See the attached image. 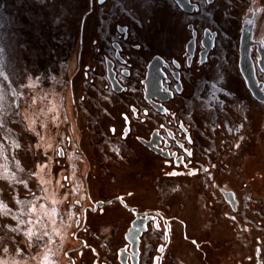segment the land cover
Returning a JSON list of instances; mask_svg holds the SVG:
<instances>
[{
    "label": "rangeland",
    "instance_id": "1",
    "mask_svg": "<svg viewBox=\"0 0 264 264\" xmlns=\"http://www.w3.org/2000/svg\"><path fill=\"white\" fill-rule=\"evenodd\" d=\"M227 8L212 17V7L197 15H181L152 0H108L97 7L91 0H0V264H63L65 239L74 220L73 200H85L87 189L96 193L93 197L134 190L131 202L138 208H164L182 217L189 237L209 240L203 242L204 250L199 249L182 238L181 225L173 222L178 238L165 264H249L246 248L234 237L235 223L217 206L204 207V196L189 180L155 178L153 156L136 142L131 146L120 134L113 135L108 127L113 120L110 109L125 99L112 93L105 75L103 52L112 53L111 35L106 33L111 22L129 20L137 40H144L151 51L162 50L163 35L175 31L180 45L187 35L186 19L218 27L210 62L182 100V117L197 132L199 164L203 171L208 169L204 175L232 177L239 197L248 191L245 206L253 202L261 207L255 187L244 183L242 163L260 150L258 141L264 139L249 133L246 137L234 126L242 111L258 104L243 91L234 68L231 31L236 19ZM93 39L102 45L98 56L90 48ZM90 51L96 68L88 62ZM135 86L130 84L131 93ZM251 206L240 215L241 222L249 224L240 222L241 231L262 233L264 211ZM103 217L97 222L113 219V235L104 228L107 223L99 228L110 236L97 233L108 236L115 249L131 215L113 206ZM145 237L151 257L161 235L149 232Z\"/></svg>",
    "mask_w": 264,
    "mask_h": 264
},
{
    "label": "flooded vegetation",
    "instance_id": "2",
    "mask_svg": "<svg viewBox=\"0 0 264 264\" xmlns=\"http://www.w3.org/2000/svg\"><path fill=\"white\" fill-rule=\"evenodd\" d=\"M107 1L108 0H91L96 7L98 4L102 5ZM152 1L154 3L158 1L161 5H168L173 8V13H180L181 15H197L212 7V17H218L222 11H225L226 6H228L229 9H227L229 12L232 10V16L236 19V23L232 26L233 29L231 31L234 36V44L232 46L234 51L233 61L236 63V67L234 68H236L239 73L243 91L252 96L239 70L238 59L240 46L247 48L248 54L252 58L257 78L264 83V0H189L190 4H192V11L184 10L176 0ZM226 3H229V5H226ZM111 9L113 8H110V10ZM185 26L187 35L184 41L182 43L180 42V45L177 43L179 34H177L176 31L173 32V34L164 33V42L161 44L164 48L162 50L151 51L150 45L145 44L144 40L142 42L137 40V36L132 29V23L129 20L116 19L111 22L106 33L111 35L109 44L112 53L103 52L104 67L105 57H112L114 59V69L117 72L116 75L119 81L127 86V89L122 92H112L118 96H125V99L123 103L115 104L113 108L110 109L111 112H113V120L112 123L108 125L109 131L113 135L120 134L122 140L128 142L131 146L136 142L146 150L147 153L153 156L152 171L153 175H156L155 178H158L160 181L168 178H184L189 180L194 185L193 190L204 196L202 197L204 200L202 205L204 207L209 206L215 209V206H217L216 209H218L228 221L236 224L234 228L237 231L234 237L240 241L247 250L245 260L249 264H264L263 224L259 226L262 230V233L259 234H254L252 231L250 232L248 228L245 231H241L242 224L246 227H248L249 224L247 222H241L242 218L240 217L241 213H248L247 211L245 212V207L248 208V206L251 205L264 211V143L262 142L260 144V141H258L260 145L258 148H260V150L253 153V155H247L242 163L244 167L243 176L246 175L249 180L245 181L244 179V183L257 189L258 197H254L257 198L261 207L253 202L245 206L243 197L248 191L239 197L238 190L229 179L209 178V174H207V176L204 175V171L202 170L203 167L201 168V164H199L201 158H199L200 154L198 147H201L199 146L201 144H199L200 141L198 140L197 132L194 130L191 123L187 122L182 117L184 104L182 100L192 90L195 79L200 75L201 69L210 62L211 53L215 48L219 30L218 27L208 23L199 25L195 18L186 19ZM121 29H126V31L122 32ZM206 31L207 36L205 35ZM213 32L215 33L214 46L207 53L203 54V41H210ZM192 36H194V44L192 50L189 51L187 50V42ZM83 46L82 42L80 47ZM91 47L94 48L95 52H98V56L102 49L101 42L97 39H93V42L90 44V48ZM171 49L173 50L171 51ZM155 54H159L163 58L162 69L164 75L162 80L163 84H166L163 90H167L170 96L168 100L161 102L160 106L166 109L167 112H160L144 98L141 79L145 76L148 61ZM87 55L90 65L96 68V61L92 58V51ZM201 59H204L203 62H201ZM86 67H88V65H86ZM136 67L138 68L137 72L134 70ZM124 71H127L128 75L122 77L121 73ZM132 83L136 84V86L131 93L129 91V86ZM252 98L258 105L254 109L246 108V111L244 110L245 112L242 111L243 113L241 115L245 117L242 130L245 134L244 136L247 137L249 133V135L253 134V137L257 140H262L264 139V103L256 100L253 96ZM242 103L244 104L243 100ZM133 108L136 109L135 112H133ZM125 116H127V120H125ZM161 125H163V127H161ZM181 125H183V127H181ZM113 129H115V131H113ZM125 129H128L127 133H125ZM189 140L191 143H189ZM145 142H149L151 147ZM181 145H183V147H181ZM189 151L192 153L191 156L187 154ZM94 170L95 169H93V171ZM193 172L195 174H191ZM88 174L89 172H87L86 175L88 176ZM228 189L235 191L238 200L237 210L235 211L232 210L231 205L224 199L221 192V190ZM85 193V200H73L75 204V211L73 214L74 220L72 229L65 239L66 246L63 248V264H117L119 262L118 249L127 244L124 234L130 226L131 221L134 219V214L118 200L95 207V202L99 200L106 201L115 196H121L128 205L132 206L137 211L143 212L154 209L158 210L163 216V218L160 216L156 217V219L150 218L146 222L147 230L143 231L140 236V251L136 257L138 264H165L168 258L167 256H169V249L174 239L178 238L174 237L173 222H177L181 225L182 238L185 240L189 239L197 248L202 249L203 242H209L207 238L198 239L189 237L186 231L187 224L179 215H170L166 212V209L160 207L149 206L138 208L136 206L137 204L132 203L134 190L129 189L126 192L118 191L116 195L111 197H93L96 193H92L91 189L85 190ZM113 206L125 208L126 212L129 213L131 217L128 219L122 233L120 245L115 249L111 247V250L109 246L110 242L107 239L110 235H108V232L101 230L102 227H104L101 224L107 223L104 228L110 229V224L112 223L110 220L113 219H107L109 221L103 223H100V220L97 222V219L102 220V218H104L103 216L107 213V209ZM258 209H256L257 212H259ZM116 212L120 213L119 210ZM148 215H145V217ZM108 218L111 217L108 216ZM119 218L122 217L119 216L118 219ZM257 222L261 223L262 221L258 220ZM100 226L102 227L99 228ZM97 232L101 234L105 232L108 236L101 237ZM149 232H158L161 235V241L157 242L155 245L151 257L148 252L146 253L148 250H146L147 241L145 242V236ZM104 238L105 241L102 240ZM228 245L227 243L226 246ZM158 247L164 249V252L161 253L158 251ZM128 250L129 244L127 245V251ZM202 250H204V248ZM130 254L128 253L127 255L128 264H132Z\"/></svg>",
    "mask_w": 264,
    "mask_h": 264
},
{
    "label": "water",
    "instance_id": "3",
    "mask_svg": "<svg viewBox=\"0 0 264 264\" xmlns=\"http://www.w3.org/2000/svg\"><path fill=\"white\" fill-rule=\"evenodd\" d=\"M178 4L186 11H192L193 8L191 7L189 0H176ZM214 32L210 37V41H203L204 50L202 53H207L210 49L214 46ZM207 36V31L205 32ZM194 44V36H192L189 41L187 42V50L191 51ZM118 53V51H117ZM204 59H201L203 62ZM239 70L242 77L245 80V84L249 91L251 92L252 96L264 103V83L259 81L253 66V61L250 55L248 54L247 48L240 46V54L238 59ZM163 66V58L159 54H155L151 57L148 61L146 66V73L145 76L141 79V83L143 84V92L144 98L152 104L154 108L159 110L160 112H164L163 108H161L160 103L163 101L168 100L170 94L163 90V87H166V84H163V75L164 71L162 69ZM116 70L114 69V59L110 56L105 57V75L108 80V83L111 89L115 92H122L123 90L127 89L126 85H123L117 75ZM158 100V101H157ZM148 146L151 147L149 142H145ZM59 156H62V148L59 147L58 151ZM224 199L228 201L231 205L232 210H237V203L238 200L236 198L235 191L232 189L228 190H221ZM114 200H118L124 206H126L130 211L134 214V219L131 221L130 226L127 228L124 237L127 241V244L123 247L118 249V263L117 264H128L127 255L128 253L131 255V262L132 264H138L137 256L140 251V236L143 231L147 230L146 222L148 219L160 216L163 218L162 214L158 210H147V211H137L132 206L128 205L121 196H115L110 198L106 201L99 200L95 202V207L98 205L108 204ZM149 214V215H148ZM144 215V216H143ZM145 215H148L145 217ZM129 244V250L127 251V245ZM158 251L161 253L164 252V249L161 251V248L158 247ZM128 252V253H127Z\"/></svg>",
    "mask_w": 264,
    "mask_h": 264
},
{
    "label": "snow or ice",
    "instance_id": "4",
    "mask_svg": "<svg viewBox=\"0 0 264 264\" xmlns=\"http://www.w3.org/2000/svg\"><path fill=\"white\" fill-rule=\"evenodd\" d=\"M121 31L123 32V31H126V29H121ZM128 75V73H127V71H124V72H122L121 73V76L123 77V76H127ZM165 91H167V90H165ZM136 111V109L135 108H133V112H135ZM163 111H165V112H167V110L166 109H164ZM125 118V120H127V116H125L124 117ZM161 127H163V125H161ZM181 127H183V125H181ZM113 131H115V129H113ZM127 131H128V129H125V133H127ZM236 131H239V129H236ZM241 139H243V137H241ZM189 143H191V141L189 140ZM181 147H183V145H181ZM237 147H238V145H237ZM189 156H191L192 155V153L189 151L188 153H187ZM174 155V154H173ZM204 171H208V169H204ZM173 174H175V173H173ZM191 174H195L194 172L193 173H191ZM111 203V202H110ZM163 249H161V251H162Z\"/></svg>",
    "mask_w": 264,
    "mask_h": 264
},
{
    "label": "crops",
    "instance_id": "5",
    "mask_svg": "<svg viewBox=\"0 0 264 264\" xmlns=\"http://www.w3.org/2000/svg\"><path fill=\"white\" fill-rule=\"evenodd\" d=\"M230 176H231V175H230ZM243 177H244L245 181H249L246 175L243 176ZM227 178H229V180H230V178H232V177H227ZM232 180H233V179H232ZM230 182H231V181H230ZM231 183L235 186V184H234L233 181H232ZM246 185H247V184H246ZM248 186H250V185H247V187H248ZM235 187H237V186H235ZM254 189L257 191L256 188H254ZM184 196H185L184 193H180V200H184V199H185ZM185 204H186V203H185ZM187 204H188V203H187ZM178 210H180V208H179V207H176V211H178Z\"/></svg>",
    "mask_w": 264,
    "mask_h": 264
},
{
    "label": "built area",
    "instance_id": "6",
    "mask_svg": "<svg viewBox=\"0 0 264 264\" xmlns=\"http://www.w3.org/2000/svg\"><path fill=\"white\" fill-rule=\"evenodd\" d=\"M242 116H243L242 119H240L238 122H234L235 123L234 126L235 127L237 126L239 131H241L243 129V124H244V120H245L244 115H242Z\"/></svg>",
    "mask_w": 264,
    "mask_h": 264
}]
</instances>
